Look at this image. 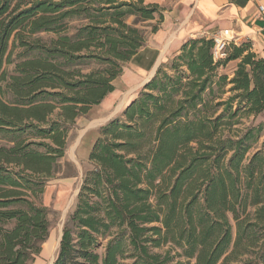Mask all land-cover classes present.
<instances>
[{"label": "trees", "instance_id": "1", "mask_svg": "<svg viewBox=\"0 0 264 264\" xmlns=\"http://www.w3.org/2000/svg\"><path fill=\"white\" fill-rule=\"evenodd\" d=\"M129 15L157 16L155 32L163 9L144 0H0V264H31L41 251L50 222L39 199L70 126L114 90L121 63L144 45ZM72 17L85 23L68 35ZM40 33L55 37L27 39ZM10 42L24 50L6 75ZM213 48L212 37L185 40L174 74L158 67L124 119L101 126L53 264H264V138L246 157L264 123L231 132L264 113V57L249 41L229 40L217 59ZM231 61V77L218 72ZM92 62L98 69H76ZM98 238L108 239L102 253ZM168 243L173 255L153 251Z\"/></svg>", "mask_w": 264, "mask_h": 264}, {"label": "rangeland", "instance_id": "2", "mask_svg": "<svg viewBox=\"0 0 264 264\" xmlns=\"http://www.w3.org/2000/svg\"><path fill=\"white\" fill-rule=\"evenodd\" d=\"M156 20L157 16H155L153 20L139 21L134 15H129L126 18V23L137 27L141 31L144 45H146L152 40V36L154 34L152 28L156 24ZM84 23L85 20L79 17H72L68 19V29L66 33L68 35H72L75 30ZM54 37L53 33H40L29 36L27 39L30 41L39 40L40 43H46L48 45L50 39ZM9 49L10 60L12 61L11 63H5L3 66L6 75L12 73L14 63L19 58V55H21L24 47L18 46L17 43L15 46H12L10 42ZM176 52L177 51L166 52L157 68H162L170 75L174 74L171 66L177 54ZM78 53L82 54L84 51ZM236 63L237 61H231L224 68H220L218 72L226 73L231 77L233 72L231 71L232 67L234 66L235 68ZM98 67V64L92 62L89 65L76 66V69H81V71L85 73L90 71L92 68L96 70ZM146 82L147 81H145L143 76L139 77L138 70L135 68L133 62H130V60L122 62L121 73L115 80H113L114 90L106 95V97L99 104L91 106L86 114L77 117L75 122L70 126L66 136L64 157L59 160L60 162L55 171L52 173L51 177L47 179L44 191L39 199L40 204L45 206L48 210L50 230L46 240L42 243L41 251L35 256L31 264H53L59 249L62 228L75 207L76 197L83 183L85 173L95 167L94 163L89 160V153L93 144L100 136L101 126L114 118L123 120L124 109L140 94ZM0 83L4 85L5 82L2 81ZM228 87L229 85L224 88L226 92L223 95H218L217 88L214 87V96L218 95L220 99H225L230 95ZM130 90L132 91L130 95H128L129 99L124 105H120L124 96ZM217 101L219 100H214L210 105L213 106ZM118 106H120L119 109L115 111ZM220 109L221 107H217L216 111H219ZM102 118H105V120L97 124H92L93 121ZM259 123H264V113L258 114L255 117H242L240 119V123H236L232 126L231 132L234 130L243 131L245 127L255 126ZM224 133L227 134L226 131ZM263 138L264 133L258 139L257 143L249 149L246 154L247 158L260 148ZM253 211L254 207H250L249 212L251 217ZM231 223L233 225L232 230L234 232L235 227L232 220ZM107 240L108 239L98 238L99 253H102ZM167 250H169L170 255H173L176 251H178L169 243L160 248L153 249L154 252L159 253H164ZM177 259L181 258H174V260ZM130 261V259H123L120 261V264H129Z\"/></svg>", "mask_w": 264, "mask_h": 264}, {"label": "crops", "instance_id": "3", "mask_svg": "<svg viewBox=\"0 0 264 264\" xmlns=\"http://www.w3.org/2000/svg\"><path fill=\"white\" fill-rule=\"evenodd\" d=\"M163 9L149 44L132 56L139 77L148 81L166 52L177 51L187 39L218 34L235 43L249 41L252 50L264 57V0H144ZM259 6L263 9L259 10ZM234 66L232 67L233 71ZM129 97L124 96L120 105ZM118 106L115 111L119 109ZM114 111V112H115ZM105 118L95 120L99 123Z\"/></svg>", "mask_w": 264, "mask_h": 264}, {"label": "built area", "instance_id": "4", "mask_svg": "<svg viewBox=\"0 0 264 264\" xmlns=\"http://www.w3.org/2000/svg\"><path fill=\"white\" fill-rule=\"evenodd\" d=\"M263 7L259 6V10H262ZM214 41V48H213V56L215 59L221 58L225 56V48L227 45V42L229 41L226 38H222L218 34H215L212 36Z\"/></svg>", "mask_w": 264, "mask_h": 264}, {"label": "bare ground", "instance_id": "5", "mask_svg": "<svg viewBox=\"0 0 264 264\" xmlns=\"http://www.w3.org/2000/svg\"><path fill=\"white\" fill-rule=\"evenodd\" d=\"M132 90H130L126 95H125V98L128 97V95H130Z\"/></svg>", "mask_w": 264, "mask_h": 264}, {"label": "water", "instance_id": "6", "mask_svg": "<svg viewBox=\"0 0 264 264\" xmlns=\"http://www.w3.org/2000/svg\"><path fill=\"white\" fill-rule=\"evenodd\" d=\"M62 235V234H61ZM60 239H61V237H60Z\"/></svg>", "mask_w": 264, "mask_h": 264}]
</instances>
